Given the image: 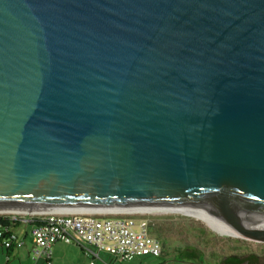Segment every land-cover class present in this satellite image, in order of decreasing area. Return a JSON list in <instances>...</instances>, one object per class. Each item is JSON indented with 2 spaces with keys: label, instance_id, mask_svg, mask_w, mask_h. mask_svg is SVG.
<instances>
[{
  "label": "water",
  "instance_id": "obj_1",
  "mask_svg": "<svg viewBox=\"0 0 264 264\" xmlns=\"http://www.w3.org/2000/svg\"><path fill=\"white\" fill-rule=\"evenodd\" d=\"M195 210L264 243V0H0V213Z\"/></svg>",
  "mask_w": 264,
  "mask_h": 264
},
{
  "label": "built area",
  "instance_id": "obj_2",
  "mask_svg": "<svg viewBox=\"0 0 264 264\" xmlns=\"http://www.w3.org/2000/svg\"><path fill=\"white\" fill-rule=\"evenodd\" d=\"M128 212L107 213H13L5 214L12 218L37 217L38 224H31L33 262L45 259L51 264L52 247L57 242L76 244L85 253L106 252L118 261H131L138 257H161V241L151 232L155 225L146 217L125 215ZM30 222V221H29ZM2 232L0 231V238ZM11 239L2 244L9 247ZM89 246L94 248V251Z\"/></svg>",
  "mask_w": 264,
  "mask_h": 264
},
{
  "label": "rangeland",
  "instance_id": "obj_3",
  "mask_svg": "<svg viewBox=\"0 0 264 264\" xmlns=\"http://www.w3.org/2000/svg\"><path fill=\"white\" fill-rule=\"evenodd\" d=\"M24 215L27 214H22ZM125 215L146 217L155 224L151 233L161 241L163 247L161 257L150 258L155 262L264 264V243L223 233L207 225L200 218L180 212H128Z\"/></svg>",
  "mask_w": 264,
  "mask_h": 264
},
{
  "label": "crops",
  "instance_id": "obj_4",
  "mask_svg": "<svg viewBox=\"0 0 264 264\" xmlns=\"http://www.w3.org/2000/svg\"><path fill=\"white\" fill-rule=\"evenodd\" d=\"M31 224L28 217H22L18 225L9 230L14 235V243L11 248H6L0 241V264H48L43 258L33 262L30 258L32 248ZM94 251L92 246H89ZM159 257H138L131 261H118L114 256L106 252H98L97 255L85 253L81 246L57 242L52 247L50 257L51 264H163L150 260ZM220 264V263H219Z\"/></svg>",
  "mask_w": 264,
  "mask_h": 264
},
{
  "label": "trees",
  "instance_id": "obj_5",
  "mask_svg": "<svg viewBox=\"0 0 264 264\" xmlns=\"http://www.w3.org/2000/svg\"><path fill=\"white\" fill-rule=\"evenodd\" d=\"M30 224H38L40 222V219L37 217L29 218ZM21 220V217L12 218L9 215L0 214V231L2 232L0 241L4 239H11L9 247L11 248L14 243V235L9 230V228H14L18 225L19 221Z\"/></svg>",
  "mask_w": 264,
  "mask_h": 264
},
{
  "label": "bare ground",
  "instance_id": "obj_6",
  "mask_svg": "<svg viewBox=\"0 0 264 264\" xmlns=\"http://www.w3.org/2000/svg\"><path fill=\"white\" fill-rule=\"evenodd\" d=\"M180 213L182 214H186V215H191L197 218L202 219L203 221H205V223L211 227H213L214 229L221 231L223 233H228L231 236H237V234L235 233V231L229 227H227L226 225H224L223 223H221L220 221H218L209 211L207 210H195V211H180Z\"/></svg>",
  "mask_w": 264,
  "mask_h": 264
},
{
  "label": "flooded vegetation",
  "instance_id": "obj_7",
  "mask_svg": "<svg viewBox=\"0 0 264 264\" xmlns=\"http://www.w3.org/2000/svg\"><path fill=\"white\" fill-rule=\"evenodd\" d=\"M254 264H259V263H256V262H255Z\"/></svg>",
  "mask_w": 264,
  "mask_h": 264
}]
</instances>
